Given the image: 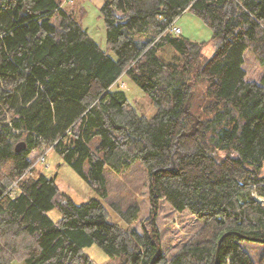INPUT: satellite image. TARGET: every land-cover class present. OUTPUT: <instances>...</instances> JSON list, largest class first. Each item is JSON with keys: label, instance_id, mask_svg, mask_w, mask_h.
<instances>
[{"label": "trees", "instance_id": "16d2710c", "mask_svg": "<svg viewBox=\"0 0 264 264\" xmlns=\"http://www.w3.org/2000/svg\"><path fill=\"white\" fill-rule=\"evenodd\" d=\"M69 2L0 0V264H96L84 251L92 245L103 264H264V251L254 259L243 245L264 244V0H235V14L229 0H104L106 49ZM186 10L211 28L210 56L205 42L170 30ZM167 45L168 60L158 54ZM245 52L262 67L259 80L246 79ZM123 74L153 116L113 89ZM44 148L99 198L77 204L54 176H33L29 155ZM136 163L149 176L141 231L131 226L138 204L100 199L107 177ZM161 200L201 221L171 256L156 222Z\"/></svg>", "mask_w": 264, "mask_h": 264}, {"label": "rangeland", "instance_id": "374dc122", "mask_svg": "<svg viewBox=\"0 0 264 264\" xmlns=\"http://www.w3.org/2000/svg\"><path fill=\"white\" fill-rule=\"evenodd\" d=\"M102 1V4L104 0ZM70 6L73 7L77 14H82L80 21L88 34L94 38L101 48L106 49L105 42V26L102 17L100 16V8L95 3V0H70ZM83 8V9H82ZM228 11L231 5L228 4ZM176 26L180 27L181 35L197 42H205L204 53L210 56L215 49V40L212 39V30L209 25L200 17L191 11H184L175 19ZM158 54L164 59H170L175 54L171 46H164L159 49ZM245 61L243 68L245 70L246 79L259 80L263 74V69L251 53L245 52ZM113 89L122 90L125 92L130 103L136 108L137 112L146 117H151L155 114L156 108L150 101L149 97L135 85L127 75H121L119 81L115 83ZM29 158L34 164L32 175L38 172H43L47 176H54L55 182L60 191L66 193L71 199L79 204L86 201L88 198H99V195L94 191L79 174H77L66 162L63 161L54 150L44 148L34 150L30 153ZM109 195L107 199L100 198L105 205L111 203L120 204L126 207L130 203H136L140 206L139 219L131 226L138 231H141L142 224L148 220L150 203L148 194L149 176L145 168L136 163L127 171L120 175H109ZM11 194L15 192L12 189ZM263 201L262 198H259ZM58 210L54 209L50 212L53 217ZM59 214V213H58ZM111 219L113 222L119 223L123 227L127 224L123 222L113 211ZM160 236L162 250L167 256L175 253L180 246L191 236H193L201 226V221L189 210L182 212L174 211L168 202L161 200L156 219ZM243 245L248 250L254 259H258L261 252L264 251V244L244 241ZM84 251L91 257L96 264H103L109 260L100 248L96 245L89 246ZM112 262V263H111ZM109 264L115 263L111 261ZM14 264H23L21 261H15Z\"/></svg>", "mask_w": 264, "mask_h": 264}, {"label": "water", "instance_id": "95a60500", "mask_svg": "<svg viewBox=\"0 0 264 264\" xmlns=\"http://www.w3.org/2000/svg\"><path fill=\"white\" fill-rule=\"evenodd\" d=\"M228 4L231 5V9H230V13L231 14H235L237 11V6L235 4V0H229ZM25 148V142L20 141L15 145V151L19 152L21 150H23ZM3 196V191L0 189V198ZM264 241V240H262ZM214 264H217V262H215Z\"/></svg>", "mask_w": 264, "mask_h": 264}, {"label": "built area", "instance_id": "2783aa9c", "mask_svg": "<svg viewBox=\"0 0 264 264\" xmlns=\"http://www.w3.org/2000/svg\"><path fill=\"white\" fill-rule=\"evenodd\" d=\"M169 28H170V30H171L173 33H175V34H179V33L181 32L180 27L176 26L175 21H173V22L170 24V27H169ZM12 189H16V184H15V183L13 184L12 187H10V188L6 191V193H9L10 195H14L15 192H14L13 194H11V191H13ZM259 198H260V197H257V199H258L259 201H261V202L264 203V198H262L263 201L260 200Z\"/></svg>", "mask_w": 264, "mask_h": 264}, {"label": "crops", "instance_id": "0c3cea01", "mask_svg": "<svg viewBox=\"0 0 264 264\" xmlns=\"http://www.w3.org/2000/svg\"><path fill=\"white\" fill-rule=\"evenodd\" d=\"M95 3H96L97 5L100 6V5L102 4V1H100L101 4H99V0H95ZM104 29H105V28H104ZM181 32H182V31H181ZM93 39H94V38H93ZM94 40H95V39H94ZM95 41H96V40H95ZM105 42H106V41H105ZM118 81H119V79H118L115 83H117ZM114 85H115V84H114ZM114 85H113V86H114ZM51 211H53V210H51ZM51 211L48 212V215H49V216H50V212H51ZM58 213H59V212H58ZM58 213H55L53 217H51V216H50V217H51L53 220H58V219L60 218V216H61L60 213H59V214H58Z\"/></svg>", "mask_w": 264, "mask_h": 264}]
</instances>
